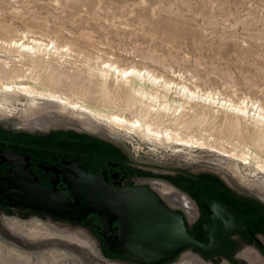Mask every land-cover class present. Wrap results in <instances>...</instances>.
Instances as JSON below:
<instances>
[{"label": "rangeland", "instance_id": "374dc122", "mask_svg": "<svg viewBox=\"0 0 264 264\" xmlns=\"http://www.w3.org/2000/svg\"><path fill=\"white\" fill-rule=\"evenodd\" d=\"M24 32L43 41L71 44V60L78 69L89 61L114 57L122 65L146 64L233 99L264 104V0H0V38H16ZM61 88L68 92L70 83ZM8 108L0 116V131L11 136L80 148L89 147L87 139H96L115 144L116 153L143 165L146 172L170 171L166 176L147 172L146 181L161 199L182 211L180 196L188 197L167 180L184 171L217 180L264 203L263 173L232 157L197 149L195 158L186 159L184 153L165 147L156 150L104 125H84L71 112L40 108L32 112L22 96L12 99ZM225 160L240 167L232 173L223 167ZM158 184L171 187V192L164 193ZM19 208L0 212V264H138L107 251L99 234L83 222ZM256 259L247 258L248 264H264ZM234 262L202 257L190 247L164 264Z\"/></svg>", "mask_w": 264, "mask_h": 264}, {"label": "bare ground", "instance_id": "6f19581e", "mask_svg": "<svg viewBox=\"0 0 264 264\" xmlns=\"http://www.w3.org/2000/svg\"><path fill=\"white\" fill-rule=\"evenodd\" d=\"M73 53L71 44L43 41L25 32L16 38H0V116L10 111L12 99L22 96L32 112L36 108L71 112L84 125H104L156 150L165 147L184 153L186 159L195 158L197 149H208L264 175L261 102L236 100L218 89H204L183 77L156 72L146 64L122 65L114 57L89 61L78 69L71 60ZM66 81L68 92L61 88ZM223 167L235 173L240 166L228 161ZM175 176L169 178L172 183L178 180ZM158 185L164 193L171 192V187Z\"/></svg>", "mask_w": 264, "mask_h": 264}, {"label": "water", "instance_id": "95a60500", "mask_svg": "<svg viewBox=\"0 0 264 264\" xmlns=\"http://www.w3.org/2000/svg\"><path fill=\"white\" fill-rule=\"evenodd\" d=\"M12 164L0 174V204L46 213L58 219L94 224L87 216L95 214L107 251L138 264H163L175 259L189 245L206 249L194 238L181 211L166 205L147 185L110 184L104 170L86 171L77 163L53 164L47 168L61 174L69 195L40 183L27 168L26 156L16 150L0 151V162ZM220 203L213 202L217 211ZM212 218H215L212 216ZM206 227V225H205Z\"/></svg>", "mask_w": 264, "mask_h": 264}, {"label": "flooded vegetation", "instance_id": "af4514ba", "mask_svg": "<svg viewBox=\"0 0 264 264\" xmlns=\"http://www.w3.org/2000/svg\"><path fill=\"white\" fill-rule=\"evenodd\" d=\"M87 140L89 141L86 142L89 144L88 148L68 145L63 147V145L54 144L56 141L53 145H45L50 142L41 141V143L32 137L11 136L0 131V151L12 149L24 154L27 168L35 174L40 183L46 187H52L53 181H55L57 190L67 195L69 192L66 184L62 181L61 174L57 176L53 170L47 168L48 166L77 163L86 171L104 170V175L110 184L118 186L147 185L152 190L154 188L150 182L146 181L147 172L164 176L170 173V171L155 172L154 170L146 172L143 165L133 163L128 158L116 153L115 148H112L116 146L115 144H102L91 138ZM12 167V164L7 160L0 162V174L9 171ZM175 174H178V180L175 183L165 179L172 186L181 187L188 197L189 209L183 210V212L177 206L173 207L163 199L162 201L170 208L182 212L189 233L194 238L205 244L209 242L210 235L214 240V244L210 248L203 249L196 245H189L179 253L192 247L202 257L226 259L231 262L235 261V264H248L247 258L264 260V203L217 180L202 177L201 174L186 173L185 171L182 176L179 173ZM154 191L156 192V190ZM213 202L220 203V208L217 211L212 209ZM10 209H18V207L0 204V212H8ZM87 217L94 224L89 226L103 240L101 234L103 226L99 218L95 214H89ZM102 245L106 248L104 240Z\"/></svg>", "mask_w": 264, "mask_h": 264}, {"label": "built area", "instance_id": "2783aa9c", "mask_svg": "<svg viewBox=\"0 0 264 264\" xmlns=\"http://www.w3.org/2000/svg\"><path fill=\"white\" fill-rule=\"evenodd\" d=\"M180 200H181V202H182V209L183 210H188L189 209V204H187L188 202H187V199H185V197L182 195V196H180Z\"/></svg>", "mask_w": 264, "mask_h": 264}]
</instances>
